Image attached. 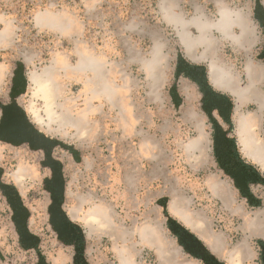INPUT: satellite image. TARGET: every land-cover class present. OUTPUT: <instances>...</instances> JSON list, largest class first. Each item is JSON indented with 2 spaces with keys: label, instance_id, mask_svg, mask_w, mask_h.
<instances>
[{
  "label": "rangeland",
  "instance_id": "1",
  "mask_svg": "<svg viewBox=\"0 0 264 264\" xmlns=\"http://www.w3.org/2000/svg\"><path fill=\"white\" fill-rule=\"evenodd\" d=\"M167 1L180 0H164ZM254 1L251 13L257 20L256 7L264 0ZM160 3L161 0H0V33L7 30L5 40H0V121L3 108L16 105L33 128L47 138L58 141L51 154L61 164L62 173L64 171L66 174V178L63 175L64 207L67 211L72 207L71 217L82 220L89 227L95 225H88L86 220H90V215L97 209L105 210L107 214V219L96 225L102 228H112L116 222L129 229L131 218L135 220L140 217L129 215V170H132L129 159L140 156L137 144L141 139L138 137L132 142L129 138V106L138 119L136 126L139 129L141 120L145 122L146 116L149 119L153 117L154 123H147L146 131L150 130V146L155 156L173 158L175 133L182 125L179 106L185 81L182 75L177 76L180 53L175 51L178 48L172 31L162 21ZM46 13L58 16L57 19L64 24L68 23V18H72L75 22L70 34L62 35L38 28L34 21L36 15ZM259 31L261 41L256 52L264 50V30ZM155 46L159 50L154 53ZM82 47L103 56L107 74L108 70L109 73L113 71L114 75L110 76L115 87L116 106L112 108L104 98L94 99V102L89 100L90 94L84 90L87 77H79L77 72L68 77L62 71L56 80L59 90L57 103L61 106L54 108V112L63 114L67 111L75 120L87 107L93 109L88 116L89 124H82L85 133L80 136L73 128L50 122L45 102L36 94L32 77L42 74L56 54L64 56L67 63L74 67ZM153 57H160L163 62L164 82L158 90L149 87L150 82L137 62ZM224 66L232 69L228 64ZM232 70L243 86L246 79L240 65ZM87 75L92 76L90 73ZM247 105L240 108L237 105L231 116L230 129L236 133L242 146L237 127L241 117L247 118L251 129L248 136L264 143V113L259 112V122L252 127L254 118L248 112L254 114L258 109L254 104ZM186 127L182 125V128ZM182 131V135L187 134V130ZM194 140L186 143V148ZM241 151L244 154L243 146ZM44 160L43 150H33L27 143L13 145L0 140V183L17 190L23 206L29 212L30 220L28 218L27 223L30 221L33 232L29 231L39 238L37 248H23L13 221V210L0 187V264H77L75 246L59 240L49 221L51 193L46 189L45 182L51 180L52 173L49 167L43 165ZM261 168L264 170L263 166ZM168 171L179 175L183 187L198 194L199 203L208 204L204 191L197 187L196 178L187 174L183 166L171 165ZM148 186L136 192L135 197L141 199L145 191L150 198L165 190L166 199L170 195V185L167 183L155 182ZM254 190L259 192V189ZM78 200L85 203L82 216L78 215L81 212V209H77L80 204L78 202L77 205ZM152 202L154 206L161 207L165 203L164 199L157 198ZM163 215L167 216L165 212ZM220 220L218 224L225 225L228 233L236 226V222L233 225L227 218ZM139 222H142V218H139ZM143 228L138 229L140 240ZM103 239V248L107 251L108 240L106 237ZM237 239L233 238V243ZM113 249L116 255L117 249L122 250L125 257L136 264L125 247L114 246ZM110 261L114 259L110 258ZM85 262L103 264L96 258Z\"/></svg>",
  "mask_w": 264,
  "mask_h": 264
},
{
  "label": "crops",
  "instance_id": "2",
  "mask_svg": "<svg viewBox=\"0 0 264 264\" xmlns=\"http://www.w3.org/2000/svg\"><path fill=\"white\" fill-rule=\"evenodd\" d=\"M253 1L180 0L179 2H164L161 0L160 3L161 12H163L162 21L173 33L178 48L175 51H179L180 59H184L192 66L205 68L210 82L217 89L230 93L237 102L236 107L237 105L239 108L243 107L246 103L255 104L258 112L254 114L248 112L254 118L252 127L259 122V112L264 111V91L261 89L264 87V50L255 51L261 41L259 30H264V26L251 13ZM261 3L264 8V1ZM152 59L137 62L140 63L146 79L150 82L149 87L158 90L164 82L163 69H161L163 62L160 61L162 60L160 57ZM227 64L232 69L240 65L242 75L246 79L243 86L240 84L238 75L224 66ZM211 66L220 78L229 83L232 90L214 83L211 77ZM110 74L114 75L113 71L109 73L108 70L107 75L111 80ZM78 75L88 77V75L83 76L79 73ZM182 76L185 84L183 83L180 92L183 97L180 96L182 100L181 107L179 106V121L183 126L188 127L182 128L181 125L176 130V146L172 159L163 157V155L156 157L152 152L150 130L146 131V124L154 123L153 117L149 119V116H146L145 122L141 120L138 124L139 129V126H136L138 119L133 115L132 108L129 106V138L133 142L135 138L141 137L137 144L141 157L136 156L129 159V168H132L129 170V202L131 203L129 215L140 217H136L135 220L131 218L129 229L116 222L112 224V228H102L96 226L98 224L94 222L91 225L95 226L89 227L82 220L72 218L70 214L72 207L68 211L64 207L66 205L64 192L62 208L69 220L76 224L81 232L85 260L96 258L100 259L103 264H118L119 258L113 248L120 246L127 249L130 258L136 264H205L200 258L188 254L181 246L179 238L172 235L169 226L173 221L201 242L221 264H264V185H249L257 202L250 203L237 189L234 180L217 165L212 147V128L202 110L201 95L194 81L185 75ZM99 98H104L112 108L116 106L114 98L111 101L105 96L94 99ZM94 99L89 97V100ZM90 108L91 110L86 112L85 122L87 124H89L88 116L93 112L92 107ZM100 109L104 111L102 104ZM244 114L248 115L241 113V115ZM50 127L52 128V125ZM65 128H73L76 135L81 136L85 133L82 126L78 131L70 126ZM183 129L187 130V134L182 135ZM234 135L236 136L235 132ZM192 139L195 140L186 148V143ZM253 139L256 145L264 144L259 143L256 137ZM259 139L262 140L260 137ZM237 143L242 156L251 161L264 174L261 168L264 165L246 157L241 151L242 146L238 139ZM171 165L183 166L187 174L196 178L197 187L204 191L208 204L199 203L198 194L181 185L179 175L168 171ZM150 167H161L162 169L149 171L147 168ZM149 173L152 175L150 176ZM63 175L66 178L64 171ZM155 182L170 185L168 192L170 195L167 199L166 190L159 192L156 197L152 195L150 198L149 194L146 195V191L141 199L135 197L136 192L143 190V187L148 188L149 183ZM254 189L256 191L259 189V192H255ZM156 198L164 199V207L153 205L152 201ZM84 204L78 205L77 209H81L79 216L83 214ZM162 211L167 216H164ZM139 218H142V222H139ZM223 218L229 219L233 225L236 222V226L229 233L225 225L218 224ZM27 225L28 229L33 232L30 221ZM141 226L145 227L143 230L148 232H145V238L141 239L140 244L138 229ZM104 237L108 240L107 251L103 248ZM235 237L238 239L233 243L232 239ZM110 258L114 261H110ZM129 262L132 263L130 260Z\"/></svg>",
  "mask_w": 264,
  "mask_h": 264
},
{
  "label": "water",
  "instance_id": "3",
  "mask_svg": "<svg viewBox=\"0 0 264 264\" xmlns=\"http://www.w3.org/2000/svg\"><path fill=\"white\" fill-rule=\"evenodd\" d=\"M257 19L264 26V8L261 5L256 7ZM181 71L186 76L194 78L198 73L199 83L203 86L205 94H208V83L206 82L205 72L203 69L197 71V67H192L184 59H180L177 65V74ZM210 81V80H209ZM207 88V89H206ZM208 111V109H207ZM224 134L216 130L215 145L219 146V142L224 139ZM0 140L13 145L27 143L33 150H43L45 160L43 165L51 169V180H47L46 189L51 193V204L48 212L50 215L49 221L52 229L56 233L59 240L66 244L75 246L77 264H87L84 260V242L78 226L72 223L67 217L62 208L64 199V179L61 164L52 157V149L58 144V141L47 138L42 133L38 132L26 120L24 112L16 105H10L3 108L2 118L0 121ZM218 155V148H215ZM220 167L233 178L235 186L243 194L245 198L251 200L253 194H250L247 187V174L244 167L239 169H229L220 163ZM253 183L257 181L264 182V179L252 177ZM0 187L7 197L8 202L13 210V221L19 241L25 249H35L39 244V238L32 234L27 225L29 218L28 210L23 206L20 196L12 186L1 184ZM205 197V196H204ZM203 198V197H202ZM202 198H200L202 200ZM205 199V198H204ZM203 199V200H204ZM171 231L179 237L180 244L191 255L200 258L205 264H221L219 263L192 234L184 230L181 226L171 221ZM44 264V263H41Z\"/></svg>",
  "mask_w": 264,
  "mask_h": 264
},
{
  "label": "bare ground",
  "instance_id": "4",
  "mask_svg": "<svg viewBox=\"0 0 264 264\" xmlns=\"http://www.w3.org/2000/svg\"><path fill=\"white\" fill-rule=\"evenodd\" d=\"M167 13V12H166ZM58 16L47 14H38L36 15L34 21L38 28L40 29H49L54 32H58L62 35L70 34L73 23L75 22L72 18H68V23H62L57 19ZM5 35H7V30L3 33H0V40H5ZM87 52H86V51ZM154 53L158 51V47L155 46ZM79 58L77 64L72 67L67 63V60L64 56L56 54L50 63L45 69V71L40 75H33L32 81L35 85L36 94H38L42 100L45 102V111L50 122H56L60 127H74L77 131L81 129L82 124L86 121V112L91 110V108H86L84 111L79 113L78 119L73 120L66 111L63 114H57L54 112V108L60 107L61 104L57 103L59 97V90L57 86V78L62 73H65L66 76L70 77L71 73L77 72L83 74V76L90 73L92 76L87 77L84 83V90L87 94H90L91 98H98L100 96H105L110 101L114 98L115 87L112 84V81L109 79L107 73L104 70L105 62H103V56L90 53L86 47H82L78 51ZM154 58V57H153ZM153 60V59H152ZM149 62V61H148ZM147 63V62H146ZM211 70V77L217 86L222 88L231 89L229 83L219 77L216 71ZM86 73V74H85ZM2 75L0 73V79ZM86 77V76H85ZM61 96V95H60ZM68 110V109H66ZM249 121L247 118L241 117L238 122V134L241 137L242 146L244 150V155L251 160L264 165V144L256 145L254 143L253 136H248ZM107 219V214L105 210L97 209L92 212L90 215V220H87L88 225L94 223H101V220ZM94 222V223H92ZM103 223V222H102ZM145 230V229H144ZM142 231V238H145V232ZM117 256L119 258V264H132L124 257V252L120 249H117Z\"/></svg>",
  "mask_w": 264,
  "mask_h": 264
},
{
  "label": "flooded vegetation",
  "instance_id": "5",
  "mask_svg": "<svg viewBox=\"0 0 264 264\" xmlns=\"http://www.w3.org/2000/svg\"><path fill=\"white\" fill-rule=\"evenodd\" d=\"M260 24L262 25L261 22ZM192 67H197V71L199 72L201 69H203L205 72L206 82L208 83V87H207L208 89L207 88L206 89L208 90L209 93L205 94L203 86L199 83L198 78H197V77H200V74L198 73V75H196L194 78L187 76L194 81V83L197 86V90L199 94L201 95L202 110L204 111L211 125V128H212V147H213V153H214V157L217 162V165L220 167V163H221L222 166L227 167L229 169H239L241 167H244L243 169L245 173L248 175L246 177L247 187H248L250 194H252L249 189L250 184H263L264 185V182L262 181H257L256 183H253L251 181L252 177L264 179V174L261 173L251 161L247 160L246 158L242 156L240 152V148L238 147L237 137L234 135L233 130L230 129L231 116L236 109L235 99L230 93L217 89L209 81L208 72L205 68L201 66H192ZM179 75H185V74L183 71H181ZM261 89L264 91V87ZM248 106H249V103L246 107ZM262 112L264 113V111ZM216 130L220 131L225 136L224 139L218 143L219 144L218 147H216L215 145V138H214ZM215 148H218V155L216 153ZM248 201L253 204L257 203L254 195L251 198V200H248Z\"/></svg>",
  "mask_w": 264,
  "mask_h": 264
}]
</instances>
